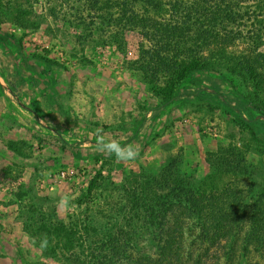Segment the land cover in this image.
Instances as JSON below:
<instances>
[{"label":"rangeland","instance_id":"1","mask_svg":"<svg viewBox=\"0 0 264 264\" xmlns=\"http://www.w3.org/2000/svg\"><path fill=\"white\" fill-rule=\"evenodd\" d=\"M128 9V0H0V264H113L99 260L108 239L139 230L129 201L171 159L202 191L233 181L249 183V196L264 189V142L234 101L264 103V83L188 74L192 52L152 50L139 28L119 24ZM100 139L139 155L117 162ZM219 155L247 178L211 174L207 159ZM65 197L69 207H58Z\"/></svg>","mask_w":264,"mask_h":264},{"label":"trees","instance_id":"2","mask_svg":"<svg viewBox=\"0 0 264 264\" xmlns=\"http://www.w3.org/2000/svg\"><path fill=\"white\" fill-rule=\"evenodd\" d=\"M128 8L119 24L139 28L143 37L154 41L152 50L170 44L180 53L192 52L188 74L202 70L235 79L254 73L257 84L264 83L256 73L259 64L264 69V0H128ZM172 98L163 96L162 104ZM234 101L248 113L244 119L236 112L240 124L263 143L264 119L253 116L264 118V103L256 95H235ZM8 148L17 152L12 143ZM207 162L213 175L229 167L237 170L239 180L247 178L237 165H226L223 155ZM178 165L169 160L148 180L143 195L129 201L130 220L140 222L139 230L109 238L99 260L107 256L113 264H264V189L249 196V183L233 181L202 191Z\"/></svg>","mask_w":264,"mask_h":264},{"label":"clouds","instance_id":"3","mask_svg":"<svg viewBox=\"0 0 264 264\" xmlns=\"http://www.w3.org/2000/svg\"><path fill=\"white\" fill-rule=\"evenodd\" d=\"M97 150L104 152L109 156L114 154L117 162H127L134 160L139 155L138 150L132 145H127L124 148H120L116 142L106 143L102 139L98 140ZM69 204L70 201L67 197H65L58 202V207L67 209ZM72 206L74 207V205Z\"/></svg>","mask_w":264,"mask_h":264}]
</instances>
